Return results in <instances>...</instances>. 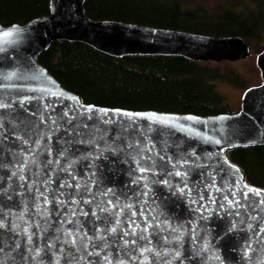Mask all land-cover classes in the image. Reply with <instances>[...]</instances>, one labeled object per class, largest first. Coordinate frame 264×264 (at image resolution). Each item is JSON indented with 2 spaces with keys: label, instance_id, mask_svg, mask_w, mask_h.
<instances>
[{
  "label": "water",
  "instance_id": "obj_1",
  "mask_svg": "<svg viewBox=\"0 0 264 264\" xmlns=\"http://www.w3.org/2000/svg\"><path fill=\"white\" fill-rule=\"evenodd\" d=\"M85 2L51 0L48 15L0 25V103L6 105L0 108V264H79L82 253L65 238L77 228L107 239L95 241L103 252L89 245L100 256L83 264L103 262L105 255L111 264H264V204L253 194L264 187L251 185L227 155L231 148L264 145V49L257 54L263 82L246 89L234 113L89 104L40 62L55 41L83 42L116 57L182 55L205 62L243 60L252 52L241 35L95 20ZM14 28L19 31L4 35ZM242 188L243 198L228 194ZM117 218L127 237L119 228L104 231ZM140 228L146 241L137 239Z\"/></svg>",
  "mask_w": 264,
  "mask_h": 264
},
{
  "label": "trees",
  "instance_id": "obj_2",
  "mask_svg": "<svg viewBox=\"0 0 264 264\" xmlns=\"http://www.w3.org/2000/svg\"><path fill=\"white\" fill-rule=\"evenodd\" d=\"M207 1L228 2L229 6L191 7L190 0H86L85 8L95 20L262 40L264 0ZM237 2L245 3L244 7L236 8L233 4ZM50 10L51 0H0V25L25 24ZM40 62L84 102L111 108L203 116L234 113L216 83L247 85L244 78L224 73L210 62L182 55L116 57L89 44L67 40L55 41L41 54ZM227 155L241 167L251 185L264 187V145L231 148Z\"/></svg>",
  "mask_w": 264,
  "mask_h": 264
},
{
  "label": "snow or ice",
  "instance_id": "obj_3",
  "mask_svg": "<svg viewBox=\"0 0 264 264\" xmlns=\"http://www.w3.org/2000/svg\"><path fill=\"white\" fill-rule=\"evenodd\" d=\"M19 29H12L11 31L9 32H6L4 33L5 36H12L15 32H18ZM0 51H3V48H0ZM3 107H6L5 104L3 103H0V108H3ZM153 119H156V117H154ZM165 123H168L167 121H165ZM3 127V124L2 122H0V128ZM25 143H27V141H24ZM34 159L33 160H30L29 163H34ZM51 163V162H49ZM141 172H145L146 169L144 167H141L140 169ZM177 175H180V173H176ZM21 180L24 179L23 176L20 177ZM67 186V185H65ZM76 188H80V184H76ZM85 191H87V188L85 189ZM246 191L247 189L245 188H242L239 193H232V192H229L228 194L229 195H240L242 198L245 196L246 194ZM254 195H258L261 197V200L258 201V203H261V204H264V193H260L259 190H255L253 192ZM41 196H44L43 193L40 194ZM93 195L95 196V193H93ZM45 203H48L49 201L47 200V198L45 197ZM94 202V201H93ZM57 203H60V204H63L65 203L64 201H57ZM70 203L74 204V205H77L79 203H92V202H88V201H70ZM108 203H110V201H105L104 202V205H107ZM104 205H98V207L100 208V211L101 212H110L114 217L116 216V212L120 211V208L121 206L119 204L116 205V212H113L111 209H109L108 207L104 206ZM71 215L75 216L76 215V212L75 211H72L70 213ZM82 215H88V213H82ZM93 215H95L93 213ZM126 215H131V213H126ZM97 219H99V217H97ZM114 223L116 225V227H112V228H109V229H105L104 231L106 232H109L111 234H116L117 233V230L118 228L120 229L119 231V235L122 236V237H127L129 235V231L128 230H125L123 228H121V223L122 221L120 219H115L114 220ZM130 224H134V221H129ZM5 227V225L0 222V228H3ZM37 227H39V225H37ZM132 231V234L135 236V231L134 230H131ZM146 231L145 228H140V236L137 238V239H140V240H145L146 241V237L143 235V233ZM257 231H259V229L257 228ZM24 232L27 234V239L29 241V243L32 242V234L28 232V229L25 228L24 229ZM65 238L67 240L68 243H70L73 247V249H75V251L77 252H80L82 253V255L78 256L77 257V260L79 261V264H83V261H84V258L85 257H88L90 255H95L97 257L100 256V253H97V252H92V253H89L88 251V247L89 245L92 246V248H96V247H100L101 251L103 252L105 250V246L104 244H100V245H97L95 243L96 240H104L105 241V244L107 243V239L104 235L102 234H98L97 236L95 237H89L87 235V233H83V230L80 229V228H77L75 230V232H67L65 233ZM137 239H133L132 240V244L135 245L137 243ZM124 244L127 245L128 244V240L125 239L124 240ZM52 245H49V248H51ZM3 248V245L0 244V249ZM134 250V249H133ZM57 251H59L62 255H67V253H64L63 249H58ZM147 251L151 252L152 250L151 249H147ZM38 254V252H37ZM175 255L179 256V252H176ZM57 264H59V261H57ZM93 264H111V258L110 257H107V255H105V259L103 260V262H101L99 259H97L96 261H93ZM117 264H120L119 261H117Z\"/></svg>",
  "mask_w": 264,
  "mask_h": 264
},
{
  "label": "rangeland",
  "instance_id": "obj_4",
  "mask_svg": "<svg viewBox=\"0 0 264 264\" xmlns=\"http://www.w3.org/2000/svg\"><path fill=\"white\" fill-rule=\"evenodd\" d=\"M198 4H202L210 9L214 8V6L217 7L223 4L229 6L228 2L220 3L207 0H190L189 6L194 7ZM243 4L245 3L237 2L233 5L236 8L241 9L244 7ZM246 4H248V2H246ZM249 4L251 6L255 5L253 2H249ZM247 41L250 44L252 52L251 56L248 58L238 61H209L213 65L219 67L224 73L240 76L244 78V81H246V86H239L227 81H219L216 83L217 90L225 96L227 103L233 111L241 110L243 97L248 87L259 85L263 82L261 69L257 64V54L264 49V33L262 40Z\"/></svg>",
  "mask_w": 264,
  "mask_h": 264
}]
</instances>
